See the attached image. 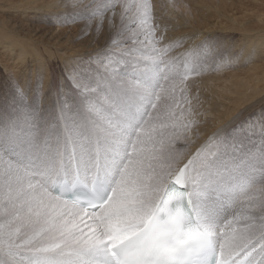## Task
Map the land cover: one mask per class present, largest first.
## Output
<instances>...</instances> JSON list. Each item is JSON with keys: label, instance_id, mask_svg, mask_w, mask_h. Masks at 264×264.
I'll use <instances>...</instances> for the list:
<instances>
[{"label": "snow or ice", "instance_id": "1", "mask_svg": "<svg viewBox=\"0 0 264 264\" xmlns=\"http://www.w3.org/2000/svg\"><path fill=\"white\" fill-rule=\"evenodd\" d=\"M60 6L108 36L75 95L49 84L44 105L41 80L0 110V264H264V114L175 148L200 123L191 78L227 63L216 41L173 55L151 0Z\"/></svg>", "mask_w": 264, "mask_h": 264}, {"label": "rangeland", "instance_id": "2", "mask_svg": "<svg viewBox=\"0 0 264 264\" xmlns=\"http://www.w3.org/2000/svg\"><path fill=\"white\" fill-rule=\"evenodd\" d=\"M38 1H42L37 3L44 5L50 3L58 11L49 10L48 7L41 11L36 9L23 12L26 0H0V110L12 98L15 87L28 89L31 96L41 80L42 91L45 93L44 105L55 99L54 96L47 94L49 84L53 86V90L61 87L62 91L75 95L67 78L73 70L87 71L88 55L105 46L108 36L106 31L97 35L84 29V21L63 24L55 22V17L51 14L64 11L60 6L64 0ZM151 2L156 20L164 31L165 42L178 37L184 38L182 46L175 49L173 55L184 52L190 46L194 47L208 38L216 41L214 57L227 61L219 70L210 67L200 76L191 78V95L194 98L199 97L201 115L198 118L199 125L191 133V142L180 140L175 146L176 150L182 152V159H186L187 155L207 140L212 131L220 129L226 131L241 121L255 120L264 114L262 87L264 81H261L257 86L262 90L252 99L242 105L235 102L234 113L232 112L235 120H232L231 114L224 115L220 124H217V119L213 122L209 121V117L207 121L204 119L207 114L204 112L208 109L206 95L211 93L210 85L219 84V80L226 78L230 72L232 74V71L236 74V82L243 79L255 85L252 78L254 76L260 78L264 73V0H151ZM20 3L23 4L16 6ZM185 5L190 14L185 13ZM229 16H233L235 21L229 20ZM193 37H197L194 42L190 40ZM3 40L8 42L2 44ZM6 45L9 47L5 48ZM246 46L251 49L244 53L243 47ZM254 49L257 55L251 62L243 63L244 57L255 51ZM238 56L240 59H236ZM77 57H83L85 62L80 63L75 59ZM193 103H196L195 99Z\"/></svg>", "mask_w": 264, "mask_h": 264}, {"label": "bare ground", "instance_id": "3", "mask_svg": "<svg viewBox=\"0 0 264 264\" xmlns=\"http://www.w3.org/2000/svg\"><path fill=\"white\" fill-rule=\"evenodd\" d=\"M37 2H42V1H38V0L27 1L26 0V3L24 2L25 4L23 5V8H24L23 12H26L28 10L34 11L36 9H37V11H41L43 8H48V7H50L49 10H52V11H56L57 10V8H54L55 6H53L50 3H46L44 5L43 3H37ZM22 4L23 3L16 4V6H21ZM168 8H170V7H168ZM171 11L173 12L174 10H171ZM228 18H229V20L235 21V18L233 16H229ZM218 27L221 28V26H218ZM200 34H203V33H200ZM196 39H197V37H193L190 40H192V41L194 40L195 41ZM7 42L8 41H4L3 40V42H1V43L4 44V43H7ZM196 43H197V41H196ZM15 44L17 45V43H15ZM18 44L20 45V43H18ZM21 45H22V43H21ZM4 47L8 48L9 46L6 45ZM18 48H21V46H18ZM243 48H244V51H243L244 53H245L246 50L251 49V48H249L247 46L243 47ZM254 50H255L254 52H256V49H254ZM23 53H26V52L23 51ZM255 55H257V54H255ZM21 58H24V57H21ZM21 58H20V60H22ZM18 61H19V59H18ZM235 79H236V74L234 73V71H232V74L230 72L226 78L220 79L219 80V82H220L219 84L217 83V84H214V85H210L211 89L209 90V93L210 92L211 93L206 95L207 100H208L207 101L208 103H207L206 107L208 109L206 110V112H204V113H207L206 117L204 118L206 121L208 119L207 117H209V121L210 122H213L214 119H217V124H220V121L223 119L224 115H227V116L230 115V114L232 115V112L235 109V106H234L235 102H239V105L240 104L242 105V103L248 102L250 99H252L256 94H258L262 90V89H260L257 86V84L259 82H261V81H264V73L260 76V78L257 77V76H254L252 78V81L254 82V84L256 83L255 85H253L252 83H248V82L244 81L243 79H240L238 82H236ZM205 81L209 82V80H205ZM203 83H205V82L203 81ZM262 87H264V86H262ZM235 116H236V114H235ZM233 117H234V114L231 116V118H233ZM214 132L215 131H212L211 134H213ZM204 140H206V139H204Z\"/></svg>", "mask_w": 264, "mask_h": 264}]
</instances>
